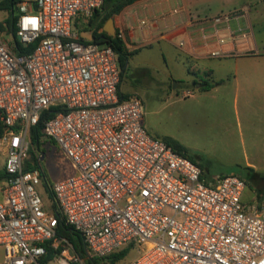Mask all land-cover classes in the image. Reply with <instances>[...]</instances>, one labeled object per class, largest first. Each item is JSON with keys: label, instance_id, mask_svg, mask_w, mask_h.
Returning <instances> with one entry per match:
<instances>
[{"label": "built area", "instance_id": "1", "mask_svg": "<svg viewBox=\"0 0 264 264\" xmlns=\"http://www.w3.org/2000/svg\"><path fill=\"white\" fill-rule=\"evenodd\" d=\"M103 4L18 0L23 52L0 36L3 264H86L58 233L61 220L82 235L92 258L130 247L138 254L129 264H264V203L244 200L246 179L208 181L199 164L151 136L140 98L120 96L118 54L80 35ZM221 20L230 16L214 18ZM40 122L39 142L52 141L75 172L47 186L49 206L38 190L45 154L31 153Z\"/></svg>", "mask_w": 264, "mask_h": 264}, {"label": "rangeland", "instance_id": "2", "mask_svg": "<svg viewBox=\"0 0 264 264\" xmlns=\"http://www.w3.org/2000/svg\"><path fill=\"white\" fill-rule=\"evenodd\" d=\"M240 1L195 0L197 9L205 15L219 9L237 7ZM8 17L9 12L0 5V25L6 26ZM100 17L102 20L104 15ZM0 36L5 38V33L0 32ZM6 38L12 39L10 36ZM104 45L100 43V46ZM150 53L155 56L152 65L140 69L137 67L139 58L135 59L122 82L125 94L137 95L142 101L147 132L161 140L172 138L186 147L195 155L208 181L229 174L241 173L247 177V173L253 170L255 175L251 183L248 181L244 200L255 199L263 204L264 198L260 200L258 197V193L264 192L263 93L253 89L247 93L238 91L234 77H225L223 81L207 77L203 71L209 65V60L195 61L178 48H172L169 55L166 54L165 63L158 50ZM229 65V69L221 71L231 73L230 62ZM203 81L211 87L202 89L195 84ZM187 91L192 95L184 97ZM39 148L46 155L42 161L46 180L38 190L49 206L52 200L47 186L75 172L57 146L41 143ZM3 163L4 156L0 154V170ZM4 254L0 246V264H3ZM137 254L136 249H131L125 258L114 264H129Z\"/></svg>", "mask_w": 264, "mask_h": 264}, {"label": "crops", "instance_id": "3", "mask_svg": "<svg viewBox=\"0 0 264 264\" xmlns=\"http://www.w3.org/2000/svg\"><path fill=\"white\" fill-rule=\"evenodd\" d=\"M241 1L232 9L223 8L205 15L197 9L195 0H139L110 18L114 29L112 33H122V42L126 50L132 53L129 70L137 58L140 69L152 65L154 55L150 52L155 50L159 51L165 63L172 48H178L195 61L209 60V65L203 71L207 77L219 81L234 77L238 91L247 93L253 89L264 95V0ZM177 7L182 10L181 13L172 14ZM223 15H229L230 20L214 22L215 17ZM100 21L101 17L85 25L79 31L80 35L92 33L94 37ZM143 21L146 23L143 24ZM107 24L108 21L99 32H105ZM240 31L249 34V38H242ZM211 52H220V56L211 57ZM229 62L232 72L225 74L221 70L229 69ZM195 84L200 87V83ZM41 143L56 146L47 139Z\"/></svg>", "mask_w": 264, "mask_h": 264}, {"label": "trees", "instance_id": "4", "mask_svg": "<svg viewBox=\"0 0 264 264\" xmlns=\"http://www.w3.org/2000/svg\"><path fill=\"white\" fill-rule=\"evenodd\" d=\"M136 1H139V0H104V4L101 10L100 11L98 10L95 12L94 19L91 20L89 23V24L93 23V21L97 20L100 17V15H104L103 19L99 22V24L97 25L94 31V40L95 42L111 46L115 50V52L118 54V66H119L120 75H121L119 93L122 98H130L132 96H135V95L125 94L121 90V83L124 77L126 76L127 71L129 70L128 62H129V58L132 55V53L126 50L122 40L117 35L112 36V35L107 34L106 32H99V29L103 27V23H105V21L112 18L113 16H116L126 6L131 5L135 3ZM17 2L18 0H2V2L0 3V5L6 8L7 11L9 12V17L6 21V26L1 24L0 32L5 33V38L3 39L7 40L6 36H10L12 39H14V41L18 45L17 52L22 53L23 50L21 49V45L17 41V38H16L17 35H16V27H15V13H16L15 4ZM210 87L211 85H209V83L206 81H203L202 83H200V88L202 89H209ZM55 111H56L55 108H51L44 114V117L52 116ZM42 127L43 125L40 122V124L36 126L32 131V135H31V142H32V147H33L31 151L32 154H34V149L39 148V145L41 144L39 142V139L41 136ZM164 141L168 145L172 146L175 150L183 153L188 158H190L193 162H196L198 164L195 155L191 154L190 151L186 147H184L181 143H179L178 141L172 138H168ZM199 166L202 168L200 164ZM254 173L255 172H253L252 170L247 173V177L241 173L239 174V176L245 178L248 184V181L249 183H251L250 181L253 180V176L255 175ZM259 176H262V175H259ZM5 177H6V172L3 168L2 170H0V181L3 180ZM48 192H49V198L53 201V197L49 191V188H48ZM258 197L260 198V200L263 199L264 192L258 193ZM58 233L60 235L68 237V239L72 242L75 250L78 251L82 255V257L85 259L86 262H88V264H104L105 262L114 264L122 260L123 258H125L127 254L129 253V251L131 250V248L128 247L126 249L121 250L120 252L113 253L104 258H95V257L92 258L88 254V250H87L86 244L84 243L82 235L77 230H75L73 226L67 224L64 220H61L59 224V228H58Z\"/></svg>", "mask_w": 264, "mask_h": 264}, {"label": "water", "instance_id": "5", "mask_svg": "<svg viewBox=\"0 0 264 264\" xmlns=\"http://www.w3.org/2000/svg\"><path fill=\"white\" fill-rule=\"evenodd\" d=\"M107 28H105V32L107 33V34H109V35H114V33H112L113 32V27H112V19H109L108 20V24H107ZM82 37L83 38H86V39H90V40H92L93 39V35H92V33H88L86 36H83L82 35Z\"/></svg>", "mask_w": 264, "mask_h": 264}]
</instances>
